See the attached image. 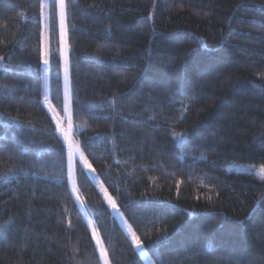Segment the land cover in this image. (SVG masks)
I'll list each match as a JSON object with an SVG mask.
<instances>
[{"label":"trees","instance_id":"obj_1","mask_svg":"<svg viewBox=\"0 0 264 264\" xmlns=\"http://www.w3.org/2000/svg\"><path fill=\"white\" fill-rule=\"evenodd\" d=\"M63 6L0 0V264H104L93 227L110 264H146L128 227L156 264H264V0Z\"/></svg>","mask_w":264,"mask_h":264},{"label":"rangeland","instance_id":"obj_2","mask_svg":"<svg viewBox=\"0 0 264 264\" xmlns=\"http://www.w3.org/2000/svg\"><path fill=\"white\" fill-rule=\"evenodd\" d=\"M63 3H64V0H61V6H62V8H61V16H62V18L61 19H62V22H64V6H63ZM43 25H44V28L46 30V28L48 26V10H47V5L46 4L43 5ZM66 69H67V66H66ZM67 73H68V70H67L66 74ZM66 87H68V81H66ZM67 91H68V89H67ZM67 98L69 99L68 92H67ZM57 123H58L59 129L62 131V133L66 137L67 141L69 142L70 162H71L70 175H71V180L73 181V179H74L75 162H76V159L81 156V151H80V147H78V145L74 141L73 125H72L70 113L67 112L66 117H62V116L57 115ZM236 168L241 169V170L242 169L243 170L248 169L247 167H242V166H237ZM88 171L91 174H93V170H92V168L90 166L88 167ZM259 171L260 172L264 171V168L260 169ZM122 221L124 222V220H122ZM124 224L128 227V225L126 223H124ZM128 229H129V233H130V236H131L132 240L134 241L137 249L140 251L144 261L146 262V264H156L154 262V260L147 253V251L144 248L143 244L140 243V241L136 237L135 233L129 227H128ZM93 231L95 233V237H96L98 246H99L100 251L102 253L104 264H110L108 262L107 257H106V251H105L104 246L102 245V241L100 239L98 231L94 227H93Z\"/></svg>","mask_w":264,"mask_h":264}]
</instances>
